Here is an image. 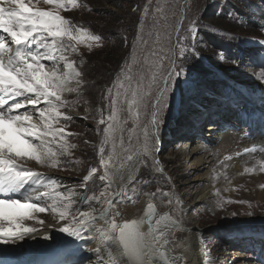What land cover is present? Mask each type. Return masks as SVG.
<instances>
[{"label":"rangeland","instance_id":"obj_1","mask_svg":"<svg viewBox=\"0 0 264 264\" xmlns=\"http://www.w3.org/2000/svg\"><path fill=\"white\" fill-rule=\"evenodd\" d=\"M183 1L77 0V7L59 9V14L72 21L73 25L92 35H99L101 40H86L83 43L73 41L71 43L76 50L64 53L74 63L76 70L81 72V86L77 92H66L62 96L68 106L59 109L61 117L58 122H54V127L63 128V138L47 137L52 141L50 146L57 153L59 163L52 167L27 158L19 163L43 173L45 186L48 178H55L59 184L56 190L64 194V202L72 203L70 211H86L87 205L83 203L85 197L98 194L104 187V182L98 179L104 167L99 162L98 150L105 139L103 129L107 125L99 124L98 121L101 114L105 119L109 114L108 89L112 90V98L116 101L111 106L116 119L112 122L113 129L105 143V161L109 168L112 192L120 191L118 177L121 172L125 174L128 168L120 169L119 166L127 163V155L135 157L147 151L158 161V150L175 181L176 190L165 171L156 173L150 168L140 167L132 175L137 178L136 182L127 184L128 194L135 200L146 197L148 201H156L161 206V209L158 208L160 213L171 211L178 221H184L187 217L182 207L192 204L196 195L204 192L208 186L204 178L195 180L198 172L186 163L183 154L187 142L198 138L199 134L204 133L205 126L210 125L215 118L226 116L232 107L243 110L249 106L243 89L261 88L264 91V80L258 78L262 70L258 65L264 64V44L257 42L264 40L260 28L264 25V0H192L179 34L175 66L177 70L183 66L186 73L189 70L190 73L199 74L205 90L195 99H190L185 91L186 77L177 80L170 107L163 109L160 114L158 129L160 136L168 133L170 137L155 146L157 140L152 141L149 135L151 108L173 60L174 35ZM26 2L44 10L55 8L54 3L46 4L44 0ZM192 21L197 22L199 29L196 38L198 56L187 55L185 60L181 58L180 52L182 48H190L191 39L186 37ZM63 39L68 43L66 37ZM235 57L241 60L234 62ZM133 92L136 93L135 97ZM133 99L137 101L136 104L132 103ZM182 101L183 114L180 112ZM189 107L194 110L192 113L188 112ZM67 116L73 119L68 121L65 119ZM242 134L239 128L234 127L228 134H223L222 139L215 141L212 147L218 156L214 173L232 189L221 199L224 206L212 211L202 203L191 206L188 211L200 224L201 237L208 245L209 253L217 255L219 263L229 247L239 240L234 239L232 233L236 230L248 237L251 220L258 222L264 218V171L259 163L264 159L261 158L258 164L253 163L249 154L244 152ZM33 143L38 142L33 140ZM61 144L67 148L66 155L60 154ZM73 144L75 148L69 147ZM235 153L244 158L245 163L243 177L233 180L222 167L228 161L225 157L230 158ZM94 166L98 169L97 173L84 181ZM249 168L253 171H245ZM82 183L87 187L82 186ZM44 190L48 189L45 187ZM163 193H167V196ZM49 212L45 213V218L53 220ZM230 220H234L233 226L227 224ZM39 221L41 219L26 220L25 225L41 229ZM256 222L253 226L264 231V224ZM185 224L189 226L190 223ZM246 240L235 244H240L237 251L259 252L263 258L264 241L258 244L254 239ZM178 241L179 238L171 239L172 243ZM82 256L84 264H88V252L84 251ZM255 259L262 264L257 257Z\"/></svg>","mask_w":264,"mask_h":264},{"label":"snow or ice","instance_id":"obj_2","mask_svg":"<svg viewBox=\"0 0 264 264\" xmlns=\"http://www.w3.org/2000/svg\"><path fill=\"white\" fill-rule=\"evenodd\" d=\"M44 2L54 3L55 8L44 10L30 6V2L26 0H0V33L3 34L0 37V244H16L33 234L40 235L43 239H51L47 234V228L55 225L60 232L78 240L83 239L85 234L93 238L95 234H99L102 240L111 241L93 249L101 262L107 259L108 264H152L155 259L153 253L159 247L168 244L165 236L167 226L161 228L157 236L151 226L147 233L142 232L140 230L142 222L137 220L125 221L122 224L115 222L119 212L113 207L115 197L110 195V191L113 190L108 164L105 161V143L109 132L113 129L112 122L116 119L111 110V106L116 103L112 98L111 89H108L107 96L109 114L106 119L101 114L98 121L99 124L107 125L103 129L105 139L101 141L98 150L99 162L104 166L98 179L104 182V187L98 194L93 193L85 197L83 203L88 206V211L79 209L70 211L72 203L64 202V194L56 190L59 184L55 178H48V184L45 186L43 173L19 163L25 158L35 160L41 165L50 164L52 167L59 163L57 153L50 146L52 141L47 137L63 138V128L54 127V122H58L61 117L59 109L68 106V102L62 99V96L66 92H77L81 86L79 79L81 72L76 70L74 63L69 61L64 53L76 50L75 45L71 43L73 41L83 43L86 40H101L99 35H92L87 30L78 28L72 21L59 14V9L67 6L77 7V0H44ZM260 28L264 33V25ZM198 30L197 22L192 21L186 37L191 39V45L190 48L181 49L182 59L186 60L187 55L198 56L196 51ZM65 37L68 43L64 42ZM257 42L264 44V40ZM91 46L88 45L89 48ZM236 60L241 58L235 57L234 62ZM42 61L50 62L51 67L46 70V64ZM61 61L64 62V70L58 66ZM258 66L262 69L258 78L264 80V64ZM181 77H186L185 91L190 99H195L205 90V84L199 74L190 73L189 70L186 73L183 66L177 70L173 61L152 106L151 123L157 131L161 123L160 114L163 109L170 107L176 82ZM132 95L135 97L136 93L133 92ZM41 103L45 106L40 107ZM132 103L136 104L137 101L133 99ZM193 111L189 107L188 112ZM180 112L184 113L183 101ZM34 114H38L41 125L33 122ZM133 115L137 114L133 113ZM65 119L71 121L73 117L67 116ZM33 140L38 143H33ZM69 147L75 148L76 145ZM114 148L113 145V150ZM255 151V146L244 149L245 153ZM260 151L264 152V146ZM60 154H67V148L63 144ZM126 161V164H120V169L126 170L130 166L132 171H138L140 167H145L156 173H163L159 161L147 151L135 158L133 155H127ZM259 163L261 170L264 171V160ZM97 171V167H92L84 177V181H88ZM245 171L251 172L253 169L249 168ZM136 179L135 176H126L121 172L117 180L121 191L116 194L123 196L125 193L122 189L125 185L134 184ZM82 186L87 187L83 183ZM45 187L48 190H44ZM163 195L167 196V193ZM168 202L172 203L171 200ZM94 204L99 207H95ZM223 206L222 201L217 202L216 207ZM147 207L151 210L153 204L149 203ZM48 211H51L54 220L48 225L42 220L39 221L44 228L43 232L36 227L25 225L26 220L35 219L34 214ZM99 222H103V227L98 226ZM159 223V220L156 221L157 225ZM110 233L118 234L113 237ZM102 252L106 255H101ZM179 259H173L172 264H177ZM0 264L7 262L0 259Z\"/></svg>","mask_w":264,"mask_h":264},{"label":"bare ground","instance_id":"obj_3","mask_svg":"<svg viewBox=\"0 0 264 264\" xmlns=\"http://www.w3.org/2000/svg\"><path fill=\"white\" fill-rule=\"evenodd\" d=\"M191 2L192 0H189L185 5V18L187 16ZM180 18L181 14L179 16V19ZM2 36L3 34L0 33V37ZM44 63L46 64V68L48 70V68L51 67V63L48 61H44ZM58 66L61 70H64L63 61H61ZM243 93L249 100V106L243 110L232 107L231 110L226 112V116L219 119L215 118L210 125L205 126L203 128L204 133L199 134L198 138H192L189 142L186 141L188 146L185 147L186 150L183 154L186 163L192 166L193 169L198 172L195 175V180L198 181L204 178L205 183L208 186L204 192L196 195L192 204L189 203V205L182 207V212L186 213L187 216L184 218L185 222L183 220L178 221L171 214V211L167 212V214L160 213L159 209H161V206L156 201H148L146 197H141L137 200L133 199L128 194L127 184L122 189V191L125 193L123 196L117 195V192L110 191V195L115 197L113 207L119 212V216L115 217V222L122 224L125 221L130 222L132 220H137L138 222H142L140 224V230L144 233H147L150 227V225L147 224L146 211L150 210L148 209L147 205L149 203L153 204V209L150 211L155 212L156 217L155 223L151 227L154 230V234L159 236L161 228L166 225L167 230L165 231V236L168 240V244L164 245L163 247H159L158 250L153 253V255H158L159 251H165L169 254L171 262L173 259L180 258L177 261V264H181V261L182 264H218L220 262L217 259L218 257H216L217 255L213 256L209 253L210 251L207 249L208 245L206 246L205 241L201 237L202 233L200 234L201 226L193 216L189 215L188 211L191 206L202 203L208 205L209 210L215 211L217 209V202L221 201L222 197H224L226 192L230 189L225 183V180L223 181L222 179L218 178L214 173L216 172L215 167L218 164L216 162L218 156L212 150L215 141L221 138L223 134H228L230 129L236 127L241 130L243 133L242 146L244 149L255 146L256 151L248 153V157H250L253 163L258 164L261 158L264 159V152L260 151V148L264 146V91L261 88H252L243 89ZM41 105L43 104L41 103L40 107ZM152 110L153 108H151V113ZM33 122L40 125L41 121L38 119V114H34ZM149 129L151 140H157V143L154 141L155 146L160 144L167 137H170L168 133L160 136L161 133L159 130L157 131L154 128L151 120ZM156 153L159 158L158 161L161 164V168L170 177L174 187L175 181L171 178L170 171L166 168L167 166H165L164 162L161 160L160 152L156 150ZM137 156L139 155H136L135 157ZM248 162L251 163V161ZM243 163H245L244 158L242 159L241 157L236 156L235 153L231 154L230 158L226 163L223 164L222 168L224 172L227 173V175H229L233 180H236L237 178L243 177ZM256 169L258 170V168ZM134 172L135 171H132L131 167L129 166L125 172V175H133ZM202 172L204 173L201 174ZM233 184L229 186L232 187ZM262 193L264 194V192ZM49 203H51V201H49ZM94 206L97 208L99 207V205L95 204ZM228 208L229 207H227V209ZM85 210H89L88 206H86ZM45 213L34 214V220L38 221L41 219L44 221L45 225L52 223L54 219L52 220L49 218V220H47L45 218ZM158 220L160 221L159 225L156 224V221ZM233 221L234 220H230L227 222V224L229 226H233ZM253 221L255 220H251L252 226L250 227L248 237H245L243 234H239L236 230L234 233H232L233 238L239 240L235 241L234 244L229 247V250L225 253L224 257L221 258L222 261L219 264H259L255 259L256 257L260 263L264 264V257L262 258L259 252H238L237 250L240 249V244L239 246L235 245L244 239L247 241V238H250L251 240L254 239L257 241V243L261 240L264 241V231H262V228L258 229V227H254L253 223L256 221ZM259 222L264 224V218L256 222V224ZM185 223L190 224L187 226ZM98 226L103 227V222H99ZM40 228V231L43 232L44 228L42 226H40ZM47 234L51 236V239H43L42 236L33 234L32 236L27 237L23 241H20L14 245L0 244V259L6 261L7 264H84L82 253L87 251L89 255L88 264H108L107 259L101 262L97 254L93 251L94 247L96 246H101L105 243H111V241L102 240L99 234H95V238L85 234L83 239L78 240L72 236L60 232L58 227L55 225L47 228ZM117 234L118 233H110V235L113 237H115ZM173 238H179L178 243H172L171 239ZM149 240H151V237H149ZM25 241L26 243H24ZM113 247H115V245H113ZM101 255H106V253L102 252ZM152 264L155 263L152 262Z\"/></svg>","mask_w":264,"mask_h":264},{"label":"water","instance_id":"obj_4","mask_svg":"<svg viewBox=\"0 0 264 264\" xmlns=\"http://www.w3.org/2000/svg\"><path fill=\"white\" fill-rule=\"evenodd\" d=\"M189 0H184L183 1V6L181 9V18L178 20L177 26H176V30H175V35H174V43H173V47H174V55H173V60L171 63V66L169 67L168 71H170L172 65H173V61L177 62L176 59V47H177V43H178V36H179V32H181L182 26H183V22L185 21V14H186V7L185 5L187 4ZM146 215H147V224L152 226L155 223V217H156V213L150 210L146 211ZM155 259L152 261L153 263L157 264V261L159 262V264H172V262L170 261V257L169 254L165 251H159L158 255L154 254Z\"/></svg>","mask_w":264,"mask_h":264}]
</instances>
